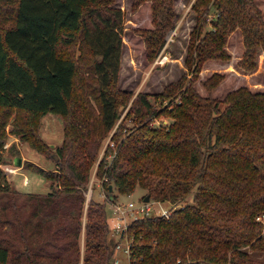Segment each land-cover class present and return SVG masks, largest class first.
<instances>
[{"label": "trees", "instance_id": "trees-1", "mask_svg": "<svg viewBox=\"0 0 264 264\" xmlns=\"http://www.w3.org/2000/svg\"><path fill=\"white\" fill-rule=\"evenodd\" d=\"M152 1L154 28L145 34L154 57L176 12L174 0ZM110 2L0 0V164L12 122L15 135L53 151L56 166H34L51 188L28 193L25 219L17 204L14 218L0 217V264H114L112 217L105 202L86 206L84 193L111 133L114 146L96 168L107 198L110 186L125 195L141 187L150 200L177 206L169 219L151 214L129 224L132 264H264L255 257L264 253L257 220L264 213V92L241 87L221 101L195 88L208 61L230 60L226 45L236 29L244 33L242 65L255 67L264 50L262 10L256 0H196L187 72L160 93L140 92L122 117L132 95L118 88L124 12ZM76 41L79 56L59 50ZM220 79L214 75L207 88ZM49 112L64 121L56 148L40 134ZM163 116L172 122L156 124ZM5 181L0 172V190L11 197ZM0 207L5 213L10 204Z\"/></svg>", "mask_w": 264, "mask_h": 264}, {"label": "rangeland", "instance_id": "rangeland-1", "mask_svg": "<svg viewBox=\"0 0 264 264\" xmlns=\"http://www.w3.org/2000/svg\"><path fill=\"white\" fill-rule=\"evenodd\" d=\"M110 1V0H109ZM196 0H174V9L176 16L174 19L175 27L167 35V40L164 47L156 56L148 55V45L146 41L145 31L153 30V1L152 0H111L110 6L121 8L124 12V29L122 32L123 48L122 62L120 70V79L118 83L119 90L132 93L128 96L129 103L122 117L126 114L128 108L132 105L133 100L140 92H148L156 94L164 91L170 83H173L181 78L187 72L185 58L190 44L191 32L196 24V13L192 10V5ZM257 5L264 14V0H256ZM212 16L216 14V9L213 7ZM5 27V26H4ZM79 41L70 45L61 44L60 51L66 54L74 53L80 55ZM150 48V47H149ZM151 49V48H150ZM226 49L231 58L228 61L210 60L201 71L199 78L195 84L197 91L203 96H210L223 101L226 96L241 87H247L253 92H264V50H259L256 65L253 68L244 67L242 61L246 58V45L244 41V33L242 29H236L229 36ZM220 75L221 79L216 83L214 88H207L206 82L214 75ZM94 102V101H93ZM95 103V102H94ZM96 104V103H95ZM227 104L222 103L221 108L224 109ZM23 123L21 127H25L24 120L26 115L21 116ZM40 134L44 142L51 147L61 146L64 142V121L58 114L49 112L41 119ZM122 120V119H121ZM172 119L164 117L156 120V124H169ZM26 130V129H25ZM15 128L12 122H9L7 127V140L3 148V163L0 164V172L6 174L4 188L9 189V196H4V192L0 190V205L1 203L10 204V207L4 213L0 207V217L10 218L15 217L13 204H17L20 208V218L25 219L29 215L28 193H47L50 191V181L43 175L35 171V165L45 169H54L55 162L50 157L53 151H40L33 147L31 143L21 139L19 135L14 134ZM25 133H29L24 131ZM112 134V133H111ZM110 134V135H111ZM13 135V136H12ZM107 137L102 145L99 160L102 158L109 139ZM15 137H18L17 139ZM14 139V144L11 143ZM63 141V142H61ZM55 145H52L53 143ZM61 142V144H59ZM6 146V148H5ZM10 146V147H9ZM8 147V148H7ZM20 155L23 158V166L15 165L16 156ZM96 162L91 171V179L85 190L86 206L91 200H97L106 203L109 217L114 216L113 202L107 198L108 193L101 186V182L95 174L96 167L99 163ZM13 169L17 170L12 175ZM20 192V193H19ZM118 195V199L114 203L128 205L129 202L139 204L142 200L146 201L147 191L138 187L136 192L131 195L118 194L116 190L112 192ZM16 194V195H14ZM145 196V197H144ZM193 195H190L186 202L191 203ZM153 207H170V203H163L162 206L157 205L155 200H150ZM183 204V203H182ZM126 215H132L127 211ZM134 215H138L135 213ZM130 224L134 217L129 216ZM257 220L264 224V213L257 217ZM112 219L110 224V234L114 242L118 241V236L112 232ZM13 230V227H8ZM85 234L82 235V244L84 243ZM125 242V237L120 240ZM17 243H21L18 240ZM126 244V243H125ZM115 259L119 258L122 263L128 262V256L121 251L116 252ZM255 257L259 260H264V253H258Z\"/></svg>", "mask_w": 264, "mask_h": 264}, {"label": "built area", "instance_id": "built-area-1", "mask_svg": "<svg viewBox=\"0 0 264 264\" xmlns=\"http://www.w3.org/2000/svg\"><path fill=\"white\" fill-rule=\"evenodd\" d=\"M108 144L111 146H114V143L109 139ZM97 168V167H96ZM15 171L13 169V172L10 174L12 175ZM96 171V169H95ZM96 174V173H95ZM157 205L162 206L163 202L155 201ZM128 205H123L119 203H113V213L114 216L112 218V232L114 235L118 236V241L116 243V251H121L122 253L126 254L129 258L128 262L122 263L119 258L115 259L114 258V264H132L131 262V238L128 235V226H129V216L134 217V219H137L141 216L145 215H160L164 216L165 218L169 219L174 210L177 208L176 205H172L170 207H161L160 209L157 208L156 206L153 207L152 203L150 201H141L139 204L136 202H129L127 203ZM127 211H130L132 215H126ZM137 213L138 215H134ZM123 236L125 237V242L122 243L120 241ZM126 243V244H125Z\"/></svg>", "mask_w": 264, "mask_h": 264}, {"label": "water", "instance_id": "water-1", "mask_svg": "<svg viewBox=\"0 0 264 264\" xmlns=\"http://www.w3.org/2000/svg\"><path fill=\"white\" fill-rule=\"evenodd\" d=\"M14 163H15L16 166L22 167L23 166V158L20 155L16 156V158L14 160ZM110 191H111L110 200L112 201V200H114V197H113V194H112L113 186H110ZM150 199H151L150 195H147L146 198H145L146 201H150Z\"/></svg>", "mask_w": 264, "mask_h": 264}, {"label": "crops", "instance_id": "crops-1", "mask_svg": "<svg viewBox=\"0 0 264 264\" xmlns=\"http://www.w3.org/2000/svg\"><path fill=\"white\" fill-rule=\"evenodd\" d=\"M59 116H60V115H59ZM60 117H61V116H60ZM12 136H13V135H12ZM15 138L17 139L18 137H15ZM13 142H14V139H12L11 143H8V145L11 146L12 144H14ZM61 142H63V141H61ZM61 142H60L59 144H61ZM52 143H53V142H52ZM52 145H55V144L53 143ZM10 146H9V147H10ZM5 148H6V146H5ZM7 148H8V147H7ZM3 151H4V150H2V153H3ZM32 193H35V192H32Z\"/></svg>", "mask_w": 264, "mask_h": 264}]
</instances>
